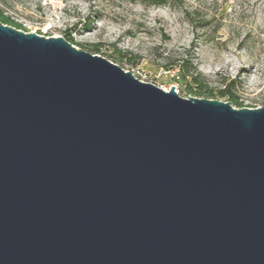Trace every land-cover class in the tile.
Returning <instances> with one entry per match:
<instances>
[{
    "label": "water",
    "instance_id": "obj_1",
    "mask_svg": "<svg viewBox=\"0 0 264 264\" xmlns=\"http://www.w3.org/2000/svg\"><path fill=\"white\" fill-rule=\"evenodd\" d=\"M0 264H264V106L0 21Z\"/></svg>",
    "mask_w": 264,
    "mask_h": 264
},
{
    "label": "rangeland",
    "instance_id": "obj_2",
    "mask_svg": "<svg viewBox=\"0 0 264 264\" xmlns=\"http://www.w3.org/2000/svg\"><path fill=\"white\" fill-rule=\"evenodd\" d=\"M0 9L24 31L61 35L182 97L216 98L165 70L184 59L211 90L234 80L240 107L264 106V0H0Z\"/></svg>",
    "mask_w": 264,
    "mask_h": 264
},
{
    "label": "trees",
    "instance_id": "obj_3",
    "mask_svg": "<svg viewBox=\"0 0 264 264\" xmlns=\"http://www.w3.org/2000/svg\"><path fill=\"white\" fill-rule=\"evenodd\" d=\"M162 1V0H160ZM0 21L5 24H9L18 29H23L20 24L13 21L9 16L3 14L0 9ZM136 60L132 63H138L139 57L135 56ZM131 61V58L129 57ZM165 70H175L176 73L173 79L180 85L181 88H186L189 92H193L198 96L207 95V97L225 98L231 101L233 105L240 107L241 102L234 96L232 89L236 86L234 80H228L223 84V87L211 90L208 88L206 82H203L200 74L194 69H190V62L184 59L177 60L176 62L165 65Z\"/></svg>",
    "mask_w": 264,
    "mask_h": 264
},
{
    "label": "built area",
    "instance_id": "obj_4",
    "mask_svg": "<svg viewBox=\"0 0 264 264\" xmlns=\"http://www.w3.org/2000/svg\"><path fill=\"white\" fill-rule=\"evenodd\" d=\"M175 90L178 92V89L176 88V86H175Z\"/></svg>",
    "mask_w": 264,
    "mask_h": 264
}]
</instances>
